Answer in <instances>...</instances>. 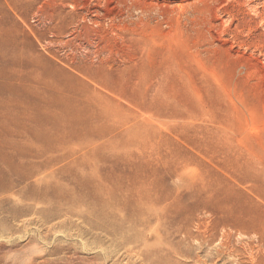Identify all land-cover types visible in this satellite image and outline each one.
Segmentation results:
<instances>
[{"label": "rangeland", "instance_id": "1", "mask_svg": "<svg viewBox=\"0 0 264 264\" xmlns=\"http://www.w3.org/2000/svg\"><path fill=\"white\" fill-rule=\"evenodd\" d=\"M0 23V264H264V0H0Z\"/></svg>", "mask_w": 264, "mask_h": 264}, {"label": "bare ground", "instance_id": "2", "mask_svg": "<svg viewBox=\"0 0 264 264\" xmlns=\"http://www.w3.org/2000/svg\"><path fill=\"white\" fill-rule=\"evenodd\" d=\"M2 23H3V22H2ZM2 25H3V24H2ZM3 26H4V25H3ZM3 28H4V27H3ZM3 28L1 27V23H0V49L5 50L9 42H8V40H7V39H8V38H7L8 36H7V37H4V35H3V33H4V29H5V28H4V29H3ZM9 29H10V28H9ZM7 32H8V30H7ZM10 33H11V35H12V32H10ZM5 34H7V33H5ZM10 37H11V36H10ZM12 40H14V39H12ZM22 40H23V39H22ZM11 44H12V43H11ZM12 45H13V44H12ZM3 50H2V51H3ZM16 50H17V49H16ZM3 53H4V52H2L1 54H3ZM5 54H6V52H5ZM9 54H10V53H9ZM20 54H21V53H20ZM15 55H16V54H15ZM3 56H4V55H3ZM13 56H14V55H13ZM16 59H17V58H16ZM6 61H7V60H6ZM5 63H7V62H5ZM22 64H23V63H22ZM4 66H5V65H4ZM4 66H3V67H4ZM9 68H10V67H9ZM11 68H14V69H15V67H11ZM14 69H13V70H14ZM2 70H3V69H2ZM36 71H37V69H36ZM15 72H16V71H14V73H15ZM38 72H40V71H38ZM0 74H1V73H0ZM5 74H6V73H5ZM12 74H13V73H12ZM15 74H16V73H15ZM17 74H18V73H17ZM17 74H16V75H17ZM43 76H44V75H43ZM22 77H23V76H22ZM30 77H31V76H30ZM11 78H12V77H11ZM20 78H21V77H20ZM20 78H18V79H20ZM43 78H44V77H43ZM45 78H46V76H45ZM47 78H50V77H47ZM69 78H70V77H69ZM5 79H6V78H5ZM25 79H26V78H25ZM39 79H40V78H39ZM6 81H7V80H6ZM24 81H25V80H24ZM9 82H10V81H9ZM17 82H18V81H17ZM67 82H68V81H67ZM43 83H44V82H43ZM21 84H22V82H21ZM21 84H20V85H21ZM25 84H26V83H25ZM46 85H47V84H46ZM68 85H69V84H68ZM22 86H24V85H22ZM28 86H29V85H28ZM49 86H50V85H49ZM26 87H27V86H26ZM57 87H58V86H57ZM42 88H43V87H42ZM58 88H59V87H58ZM66 88H67V87H66ZM69 88H70V87H69ZM45 89H47V87H46ZM78 90H79V89H78ZM32 91H33V90H32ZM56 91H57V90H56ZM61 91H62V90H61ZM81 91H82V90H81ZM36 92H37V91H36ZM58 92H59V91H58ZM62 92H63V91H62ZM77 92H78V91H77ZM27 93H28V90H27ZM30 93H31V92H30ZM51 93H52V92H51ZM59 93H60V92H59ZM72 95H73V94H72ZM83 95H84V94H83ZM64 96H65V94H64ZM43 97H44V96H43ZM59 98H60V97H59ZM68 98H69V97H68ZM70 98H71V97H70ZM81 98H82V97H81ZM66 99H67V98H66ZM74 99H75V98H74ZM56 101H57V100H56ZM42 102H43V101H42ZM58 102H59V101H58ZM69 103H70V102H69ZM78 104H79V103H78ZM42 105H43V103H42ZM56 105H57V104H56ZM58 105H59V104H58ZM87 106H88V105H87ZM69 107H70V106H69ZM72 107H73V106H72ZM85 107H86V106H85ZM38 108H39V107H38ZM79 109H80V108H79ZM76 110H77V109H76ZM83 111H84V110H83ZM78 112H79V111H78ZM76 114H77V113H76ZM81 115H82V114H81ZM81 118H82V116H81ZM127 120H128V119H127ZM132 122H133V121H132ZM140 125H141V124H140ZM138 126H139V125H138ZM108 127H109V126H108ZM112 127H113V126H112ZM132 127H133V126H132ZM139 127H141V126H139ZM139 127H137V128L139 129ZM106 128H107V127H106ZM117 128H118V127H117ZM129 128H130V127H129ZM129 128H127L128 131L130 130V132H132L133 130L131 131V129H133V128H131V129H129ZM124 129H126V128H124ZM145 129H146V128H145ZM70 130H71V129H70ZM112 130H113V129H112ZM68 131H69V130H68ZM118 131H119V130H118ZM98 132H99V131H98ZM108 132H109V131H108ZM113 132H115V131H113ZM125 132H126V131H125ZM106 133H107V132H106ZM106 133H105V134H106ZM111 133H112V132H111ZM132 133H133V132H132ZM134 133H135V132H134ZM156 133H157V132H156ZM68 134H69V133H68ZM95 135H97V134H95ZM103 135H104V133H103ZM115 135H116V134H115ZM119 135H120V134H119ZM122 135H123V134H122ZM101 136H102V135H101ZM140 136H141V135H140ZM116 137H117V136H116ZM116 137H115V138H116ZM134 137H135V136H133V139H134ZM138 137H139V136H138ZM110 138H111V137H110ZM139 138H140V137H139ZM141 138H142V137H141ZM113 139H114V138H113ZM77 140H78V139H77ZM135 140H136V139H135ZM78 141H79V140H78ZM111 141H112V140H111ZM136 141H137V140H136ZM123 142H124V141H123ZM128 142H129V141H128ZM132 142H133V140H132ZM105 143H106V142H105ZM137 143H138V142H137ZM137 143H136V144H137ZM85 144H86V143H85ZM87 144H88V143H87ZM85 147H87V146H85ZM124 148H125V147H124ZM153 149H154V148H153ZM84 150H85V149H84ZM86 150H87V148H86ZM86 150H85V151H86ZM88 150H89V149H88ZM88 150H87V151H88ZM82 153H83V152H82ZM85 153H86V152H85ZM98 153H99V152H98ZM65 154H66V153H65ZM84 156H85V155H84ZM151 159H152V158H151ZM56 160H57V159H56ZM59 161H60V160H59ZM63 161H64V160H63ZM132 162H133V161H132ZM150 162H151V161H150ZM66 169H67V168H66ZM62 171H63V170H62ZM140 171H141V170H140ZM140 171H139V172H140ZM153 171H154V170H153ZM137 172H138V171H137ZM64 173H65V172H64ZM67 173H68V172H67ZM71 173H72V172H71ZM75 173H76V172H75ZM91 173H92V172H91ZM114 173H116V171H115ZM132 173H133V172H132ZM143 173H144V172H143ZM148 173H149V171H148ZM80 174H81V173H80ZM102 174H103V173H102ZM125 174H126V173H125ZM128 174H129V173H128ZM138 174L140 175V173H138ZM141 174H142V173H141ZM146 174H147V171H146ZM150 174H151V173H150ZM154 174H155V172H154ZM76 175H77V174H76ZM115 175H116V174H115ZM118 175H119V174H118ZM121 175H122V174H121ZM130 175H131V174H130ZM130 175H129V177H130ZM152 175H153V173H152ZM69 176H71V175H69ZM122 176H123V175H122ZM124 176H127V175H124ZM147 176H148V175H147ZM99 177H100V176H99ZM101 177H102V176H101ZM107 177H108V175H107ZM109 177H110V176H109ZM132 177H133V176H132ZM149 177H150V176H149ZM68 178H69V177H68ZM92 178H93V177H92ZM110 178H111V177H110ZM110 178H109V182H108V184L111 183V182H110V180H111ZM140 178H141V177H140ZM125 179H126V178H125ZM132 179H133V178H132ZM132 179H129V180H132ZM134 179H135V178H134ZM141 179H142V178H141ZM148 179H150V178H148ZM154 179H155V178H154ZM61 180H62V179H61ZM69 180H70V178H69ZM107 180H108V179H107ZM119 180H120V179H119ZM123 180H124V179H123ZM137 180H138V179H137ZM152 180H153V179H152ZM121 181H122V180H121ZM124 181H125V180H124ZM139 181H140V180H139ZM143 181H144V180H143ZM147 181H148V180H147ZM65 182H67V181L65 180L64 183H65ZM70 182H71V181H70ZM126 182H127V181H126ZM128 182H129V181H128ZM149 182H150V181H149ZM67 183H68V182H67ZM101 183H102V182H101ZM119 183H120V182H119ZM132 183H133V185L135 184L134 180H132ZM140 183H141V182H140ZM65 184H66V183H65ZM68 184H69V183H68ZM108 184H107V185H108ZM112 184H113V182H112ZM122 184H123V183H122ZM124 184H125V183H124ZM151 184H152V183H151ZM102 185H103V184H102ZM105 185H106V184H105ZM109 185H111V184H109ZM126 185H127V184H126ZM126 185H125V186H126ZM100 186H101V185H100ZM127 186H128V185H127ZM130 186H131V185H129V187H128L129 190H130ZM142 186H143V185H142ZM142 186H141V187H142ZM144 186H145V185H144ZM204 186H205V185H204ZM206 186H207V185H206ZM56 187H57V186H56ZM68 187H69V186H68ZM105 187H106V186H105ZM148 187H149V186H148ZM152 187H153V185H152ZM207 187H208V186H207ZM210 187H211V186H210ZM107 188H109V187H107ZM110 188H113V190H114V188H116V187H111V186H110ZM110 188H109V189H110ZM124 188H125V187H124ZM128 188H127V189H128ZM135 188H136V186H135ZM138 188H139V186L137 187V189H138ZM154 188H155V187H154ZM205 188H206V187H205ZM145 189H146V188H145ZM149 189H150V187H149ZM149 189H148V190H149ZM211 189H212V188H211ZM107 190H108V189H107ZM111 190H112V189H111ZM111 190H110V192H111ZM153 190H154V189H153ZM153 190H152V191H153ZM204 190H205V189H204ZM209 190H210V189H209ZM212 190H213V189H212ZM105 191H106V190H105ZM119 191H120V190H119ZM131 191H132V190H131ZM138 191H139V189H138ZM145 191H146V190H145ZM152 191H151V192H152ZM197 191H199V190L197 189ZM205 191H207V190H205ZM214 191H215V190H214ZM214 191H213V194H214ZM107 192H109V191H107ZM107 192H105V193H107ZM114 192H115V191H114ZM121 192H122V191L119 192V193H120V196H121ZM127 192H128V190H127ZM135 192H136V191L134 190V191H133V194H134ZM140 192H141V191H140ZM143 192H144V190H143ZM148 192H149V191H148ZM199 192H202V191H199ZM208 192L211 193V191H208ZM65 193H66V192H65ZM92 193H93V192H92ZM128 193H129V192H128ZM131 193H132V192H131ZM204 193H205V192H204ZM219 193H220V192H219ZM107 194H108V193H107ZM123 194H124V193H123ZM136 194H137V193H136ZM145 194H146V192H145ZM153 194H154V193L152 192V195H153ZM207 194H208V193H207ZM220 194H221V193H220ZM220 194H219V195H220ZM67 195H69V194H67ZM112 195H113V191H112L111 196H112ZM126 195H128V194H126ZM134 195H135V194H134ZM142 195H143V194H142ZM147 195H148V194H147ZM200 195H201V194H200ZM202 195H203V193H202ZM205 195H206V194H205ZM210 195H211V194H210ZM215 195H216V194H215ZM62 196H63V195H62ZM122 196H123V195H122ZM128 196H129V195H128ZM153 196H154V195H153ZM216 196H217V195H216ZM116 197H117V196H116ZM129 197H130V196H129ZM134 197H136V196H134ZM139 197H140V196H139ZM202 197H204V196H202ZM202 197H201V198H202ZM208 197H209V196H208ZM211 197H212V196H211ZM59 198H60V197H59ZM65 198H66V197H65ZM95 198H96V197H95ZM112 198H113V197H112ZM156 198H157V195H156ZM160 198H161V197H160ZM205 198L207 199V197H204V199H205ZM213 198H214V197H213ZM130 199H131V198H130ZM143 199H145V201H146V199H147L146 196H145ZM152 199H155V198L152 197ZM210 199H212V198H210ZM52 200H53V199H52ZM67 200H68V199H67ZM70 200H71V199H70ZM72 200H73V199H72ZM74 200H75V199H74ZM86 200H88V199H86ZM104 200H105V199H104ZM114 200H115V199H114ZM117 200H118V199L116 198V204H117V202L119 201V200H118V201H117ZM128 200H129V199H128ZM132 200L135 202L134 199H132ZM141 200H142V199H141ZM158 200H160V199H158ZM158 200H157V201H158ZM80 201H83V200H80ZM126 201H127V200H125V202H126ZM133 201H132V202H133ZM143 201H144V200H143ZM161 201H162V200H161ZM59 202H60V201H59ZM59 202H58V203H59ZM64 202H65V201H64ZM87 202H88V201H87ZM104 202H106V200H105ZM129 202H130V201H129ZM129 202H127V203H129ZM136 202H137V201H136ZM140 202H141V204H142V201H140ZM154 202H155V201H154ZM159 202H160V201H158L157 203H159ZM61 203H62V202H61ZM65 203H68V202L66 201ZM74 203H75V202H74ZM101 203H102V201H101ZM118 203H119V202H118ZM123 203H124V202H123ZM138 203H139V198H138ZM144 203H145V202H144ZM148 203H149V202H148ZM53 204H54V203H53ZM97 204H98V203H97ZM106 204H107V203H106ZM135 204H136V203H135ZM150 204H151V203H150ZM60 205H61V204H60ZM68 205H69V203H68ZM84 205H85V204H84ZM127 205H128V204H127ZM129 205H130V204H129ZM145 205H146V203H145ZM153 205H154V204H153ZM155 205H156V204H155ZM157 205H158V204H157ZM86 206H87V205H86ZM95 206H96V205H95ZM124 206H125V205H124ZM135 206H136V205H135ZM139 206H140V205H139ZM142 206H143V205H142ZM151 206H152V205H151ZM57 207H58V206H57ZM59 207H60V206H59ZM92 207H94V206L92 205ZM104 207H105V206H104ZM115 207H117V206H115ZM121 207H122V206H121ZM121 207H120V205H119V208H121ZM221 207H222V206H221ZM0 208H1V207H0ZM138 208H139V207H138ZM141 208H142V207H141ZM143 208H144V207H143ZM150 208H151V207H150ZM101 209H102V208H101ZM103 209H104V208H103ZM122 209H124V208H122ZM134 209H135V207H134ZM63 210H64V209H63ZM87 210H88V208H87ZM104 210H106V209H104ZM104 210H103V212H104ZM110 210H111V207H110ZM120 210H121V209H120ZM136 210H137V209H136ZM143 210H144V209H143ZM112 211H113V210H112ZM118 211H119V210H118ZM141 211H142V210H141ZM141 211H139V212H141ZM123 212H124V211H123ZM145 212H146V210H145ZM49 214H50V213H49ZM71 214H72V213H71ZM105 214H106V213H105ZM114 214H115V213H114ZM125 214H126V213H125ZM128 214H129V212H128ZM128 214H127V215H128ZM134 214H135V213H134ZM134 214H133V215H134ZM140 214H141V213H140ZM66 215H67V214H66ZM136 215H137V214H136ZM145 215H146V214H145ZM69 216H70V215H69ZM69 216H68V218H70ZM54 217H55V216H54ZM71 217L73 218V216H71ZM116 217H117V216H116ZM125 217H126V216H125ZM128 217H129V216H128ZM130 217H131V216H130ZM72 218H71V219H72ZM74 218H75V217H74ZM122 218H123V217H122ZM132 218H133V216H132ZM132 218H131V220H132ZM136 219H138V217H136ZM143 219H144V218H143ZM141 220H142V219H141ZM101 221H102V220H100V222H101ZM111 221H112V220H111ZM118 221H119V220H118ZM128 222H129V221H128ZM130 222H131V221H130ZM101 223H102V222H101ZM134 223H135V222H134ZM137 223H138V222H137ZM104 225H105V224H104ZM131 225H132V224H131ZM105 226H106V225H105ZM115 227H116V226H115ZM107 228H108V227H107ZM109 229H110V228H109ZM106 230H107V229H106ZM118 232H119V231H118ZM106 233H107V232H106ZM134 234H135V233H134ZM137 235H138V234H137ZM118 236H119V235H118ZM134 236H135V235H134ZM122 237H123V236H122ZM119 240H120V239H119ZM132 240H133V239H132ZM135 241H136V240H135ZM121 244H122V243H121ZM131 253H132V252H131ZM129 254H130V253H129ZM134 254H135V253H134ZM132 257H133V256H132Z\"/></svg>", "mask_w": 264, "mask_h": 264}]
</instances>
